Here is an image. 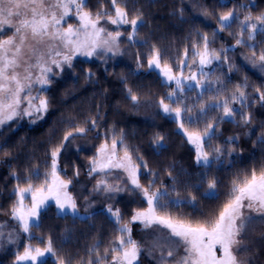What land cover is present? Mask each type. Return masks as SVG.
<instances>
[{
	"label": "trees",
	"instance_id": "trees-1",
	"mask_svg": "<svg viewBox=\"0 0 264 264\" xmlns=\"http://www.w3.org/2000/svg\"><path fill=\"white\" fill-rule=\"evenodd\" d=\"M120 6L127 11L129 20L139 15L142 21L127 45L126 60H132L130 64L124 61L102 65L93 59H73L71 67L67 65L50 74L49 83L40 91L48 104L41 116L21 112L0 125V217L10 219L14 187L37 184L43 179V170L58 148L61 176L71 181L70 188L78 195L75 199L87 202L88 193L80 187L90 178L88 158L109 133L136 154L140 185L167 193L160 203L167 202L169 206L160 214L193 224L218 214L238 174L264 167V102L256 91L264 92V69L258 59L264 52V29L258 26L254 38L249 39L250 29L244 25L242 30L241 24L245 16L251 15V22H256L257 16L264 15V0H120ZM101 8L112 12L110 0H87L86 10L95 13ZM229 12L234 13V19L230 26L222 28L219 17ZM205 37L207 50L218 54L213 61V72L221 74L216 85L225 88L236 83L245 93L243 100L237 90L228 96L235 110L231 117L207 104L199 116L200 122L214 126L213 134L216 143L223 146L226 164L220 159L207 165L196 162L193 147L176 129L175 120L160 110V100H167V84L147 68L152 50L159 52L162 62L171 65L184 53L205 47ZM210 98L214 97L209 101L213 100ZM241 113L250 116L249 123L244 122ZM77 128L85 132L78 133ZM68 133H72L68 139L78 138L84 146L67 148L64 137ZM212 180L216 181L214 192L208 188ZM192 197L196 198L194 203ZM144 205L142 199L119 200L122 222L129 223L132 211ZM109 214L104 207L84 216L59 214L49 205L40 210L29 231L9 245L0 264H10L27 243L47 246L49 240L55 255L44 257V264L61 260L65 264H82L94 246L103 255L120 235L119 225ZM110 256L111 253L109 259ZM257 257L264 263L263 252ZM91 258L95 259V255Z\"/></svg>",
	"mask_w": 264,
	"mask_h": 264
},
{
	"label": "snow or ice",
	"instance_id": "snow-or-ice-1",
	"mask_svg": "<svg viewBox=\"0 0 264 264\" xmlns=\"http://www.w3.org/2000/svg\"><path fill=\"white\" fill-rule=\"evenodd\" d=\"M110 3L112 12L101 8L93 14L84 10L87 7V0H0V35H3L6 30L12 31V35L7 39H0V125L19 116L21 112L24 115H32L34 112L47 110L48 104L45 99L30 95L33 85V68L40 70V75L35 78V82L44 85L49 83L47 74L52 72L49 64L57 68H61L62 64L71 67V60L76 54L92 56L100 48L112 51L120 32L113 34L99 26L102 18H106L107 22L113 25L130 24L132 35L129 39H132L139 27L138 21L142 23L140 16L137 15L129 20L127 11L120 6V0H110ZM73 12L78 20L77 26L67 23V18ZM219 19L222 22V28L230 26L229 22L234 19V13L229 12L220 16ZM251 21V15H248L241 22L242 30L244 25L250 29L249 39L254 38L258 26L264 29V15L257 16L256 22ZM63 24H67V27H63ZM204 39L205 51L197 53L200 56L201 65L211 63L208 59L207 37ZM237 43L240 41L238 40ZM253 56L255 57V53ZM159 59V52L156 51L149 65L155 64L159 67ZM258 59L260 67L264 69V52L260 53ZM253 63L255 64V59ZM163 73L169 81L175 80L178 88L180 87L181 79L173 76L171 69L165 67ZM188 79L196 80V77L193 75ZM237 91L239 98L243 100L245 93L239 91V88ZM256 91L259 93L260 101L264 102V92H260L259 89ZM22 93L28 94L22 96ZM174 95L175 93H170L169 98ZM25 99L28 107L21 109V103ZM132 99L135 100L136 97L133 96ZM35 100H39L38 105L34 103ZM160 106L165 113L175 112L177 117L180 116L181 109L170 108L163 99L160 100ZM201 111L203 112L204 109ZM234 111L225 102V116L231 117ZM240 115L245 123L250 122V116L245 117L243 113ZM180 127L183 128L184 125L181 124ZM210 129L214 130L212 124L207 125L204 136H210ZM76 131L83 133L85 129L77 128ZM71 135L72 133H68L64 139L67 140ZM185 135L189 143L195 145L196 162L209 164V156L203 150V136L199 132H187V130ZM115 148L116 141L113 140L112 154L107 156V162L94 159L90 172L96 171L97 167L100 170L116 167L125 168L128 171L131 184L134 186L132 191L139 189L148 205L146 209L135 211L129 223L139 221L145 229H151L148 233L149 239L142 242L132 239L131 228L128 223L122 222L120 210L109 207L107 211L119 225L117 231L120 235L111 242L112 247L105 249L103 255H100L95 246L89 249V258L82 264H138L142 253L153 256L157 251L160 253L159 264H250L248 254L251 249L246 243L248 231L256 217L264 220V167L259 170L253 168L249 172L238 174L233 179L227 193L228 198L218 214L212 219L193 224L170 214H160L169 206L167 202L160 203L161 199L166 198L167 193L160 194L158 190L150 191V186H141L136 175V168L130 163L125 165L122 161H118L113 164ZM99 151L102 155L107 153V144L101 145ZM213 151L220 153L221 149L215 148ZM58 152L59 149L51 154V172L46 174V176L50 175V182L46 178L39 188L34 189L29 183L26 188L17 187L14 190L19 200L12 207L11 215L20 221L24 232L29 231L30 218L38 215V210L49 198L55 200L59 211H70L74 215L78 213L76 201L66 190L71 181L62 180L57 174ZM123 160H131L127 151ZM144 166L147 167L146 164ZM35 175L39 177L38 172ZM100 185H104L103 191L107 193L123 191L119 186L108 185L103 180L98 182L97 187L99 188ZM208 188L210 192H214L216 181L209 182ZM25 193H31V208H25L23 204ZM195 199L192 197V203ZM245 209L248 210V214H245ZM253 213L256 215L254 216ZM164 229L168 231L163 232ZM125 234H128L127 238ZM48 254L55 255L51 240L44 249L26 247L22 255H17V261L44 264L43 258ZM93 254L95 259L91 258ZM60 264H65V261L61 260Z\"/></svg>",
	"mask_w": 264,
	"mask_h": 264
},
{
	"label": "rangeland",
	"instance_id": "rangeland-1",
	"mask_svg": "<svg viewBox=\"0 0 264 264\" xmlns=\"http://www.w3.org/2000/svg\"><path fill=\"white\" fill-rule=\"evenodd\" d=\"M85 11H88L84 9ZM111 11L113 9L111 8ZM95 14V13H93ZM140 21H138L139 23ZM67 23L72 24L73 26L78 25V20L75 18L74 12L67 18ZM101 27H104L106 31L112 32L115 34L117 31L120 32L119 39L116 42V45L113 46L112 51H106L103 48L97 49L96 53L92 56H84L80 54H76L73 56V59L76 58H84V59H93L102 65H107L109 63H123L124 61H128L127 64H130L132 60H126L128 59V46L130 42H132V39H129V36L132 35V27L130 24L125 25H113L111 23L107 22L106 18H102L100 21ZM63 27H67V24H63ZM12 35L11 30H6L3 35H0V39H7L9 36ZM103 35V34H102ZM106 38V37H105ZM205 47L202 46L201 48L193 49L190 53L183 54V57L181 60L173 62V64L168 65L167 63H164L159 59V67H157L155 64L149 65V61L154 59L155 50H152L148 54V60H147V68L152 69L155 71L159 76L162 82L167 84V87L169 88V92L166 95V99L164 100L165 104H168L170 108H180L181 113L180 116L177 117L175 112L172 113H165L163 111V108L160 106V110L170 116L172 119L175 120L176 129L188 140L187 135H185V130L187 132H199L203 136V150L206 152L209 156L210 163L212 161L221 160L220 162H223V164H226L228 162L226 155L222 157V153H216L213 151L215 148H222L223 146L220 144H217L215 139V134H213V129H210V136H204L205 129L207 128L208 122H200L199 116L203 115V112L201 109L206 110L207 105H213L217 108H219V111L222 110V113L224 114V104L227 102V106L229 108H232V103L227 99L229 95L235 93V91L240 87L238 84L233 83L230 85H227L225 88H219L218 85H216V81L220 78L221 74L219 71L213 72V61H216L217 55L215 53H212L211 51L207 50L208 52V59L211 60V63H206L201 65L200 64V56L197 55L198 52H204ZM60 59V58H58ZM49 67L52 68V72L48 73L47 76L49 78V75L54 72H60L62 67H67V64H62L61 68H57L55 65L49 64ZM167 67L171 69V74L175 77H178L181 79V85L178 88L175 80L169 81L168 78L164 75L163 69ZM33 85L30 92V95L32 97H39L40 99H45L41 96L40 91L44 89L47 84L41 85L39 83L35 82V78L40 75L39 68H33ZM195 76L196 80H189L188 78L190 76ZM222 80V79H220ZM197 81H199V84H197ZM40 86V87H39ZM217 89V90H216ZM226 90V91H225ZM216 93L214 95H210V93ZM170 93H175L174 96L169 98ZM28 93H22L21 95L24 96ZM209 97L213 100L209 101ZM35 104H39V100L34 101ZM21 109L28 107L27 100H23L21 103ZM221 108V109H220ZM198 110L199 114L195 115V111ZM41 113V114H40ZM34 115H42V111L39 113H35ZM225 116V114H224ZM11 121V120H10ZM8 122V121H7ZM183 124L184 127L181 128L180 125ZM1 127V126H0ZM67 134H65L66 136ZM113 140L116 141V148H115V157L113 159V164H115L118 161H122L125 163V165H128L129 163L136 168V175H138L139 169L137 168V162H136V154L129 150L128 148L122 147L117 137L115 135L112 136L111 133L108 134V136L103 140V142L99 145V147L94 151L93 155L88 158V163L86 167L88 168V175L90 176L88 182L86 184H89V187H86V184L84 187H80V190H83L88 193V200L87 202H78L75 199V195H77L75 189L72 187L70 188L71 183L68 185V188L66 189L67 192L73 197V199L76 201L78 213L75 214L77 216H84L87 213L91 212L92 210L96 208H102L108 209L111 207L113 210L117 209V202L119 200H123L125 202H130L132 199H142L145 202V205L142 208H137L132 211L131 216L134 214L137 210H143L148 207L146 199L140 194L139 189H136L135 192L132 191L134 186L131 184L128 171L125 168H116V167H109L105 168L104 170H100L99 167H97L96 171H91L90 169L93 167L92 161L94 159L101 160L103 162H107V156L112 154V142ZM189 142V141H188ZM65 143L67 145V148L70 149H79L83 147L84 143L81 142L80 139L72 137L68 140H65ZM107 144V153L101 154L100 153V147L101 145ZM191 144V143H190ZM193 147L194 153H195V159H196V149L195 145L191 144ZM59 152H60V148ZM125 151L129 154L131 157L130 161H124L123 157L125 155ZM58 152V154H59ZM218 157V158H217ZM58 158V155H57ZM56 158V159H57ZM204 164L203 162H201ZM51 164L52 159L49 162L47 168L43 170V179L40 181H37V184H31L33 188H39L41 185L44 184L45 179L47 178L49 182L51 181L50 174L51 172ZM57 174L59 175L60 179L68 181L67 179L63 178L59 172L58 167V161H57ZM105 181L108 185H116L119 186L123 191L114 192V193H107L103 191L104 185H100L99 188L97 187L99 181ZM30 183V182H29ZM28 184H21L20 186L16 185L13 189L14 190L19 188H26L28 187ZM81 185L84 184L83 182L80 183ZM79 190V189H78ZM77 190V191H78ZM103 196V198H100V196ZM15 196V204H17V201L19 200V196L14 194ZM78 196V195H77ZM23 204L25 208H31L32 205V198L31 193H25ZM52 205L56 211V213L64 214L69 212H61L58 210L56 202L54 199L49 198L45 201V203L41 206V208L38 210V214L40 210L43 208ZM245 214H248V210L245 209ZM255 216L256 214L253 213ZM109 216L115 220L111 214ZM10 219H7V217H0V257L3 255L5 251L9 249V245H14L21 237L22 233H25L22 229L20 221L17 219H14L11 216H9ZM38 215L35 217H31L29 220V225L32 223H35L37 221ZM131 220V217H130ZM129 227L131 228V238L136 240L137 242L147 241L149 239L148 233L151 231V229H145L143 224L139 221H136L134 223H128ZM167 229H164L163 232H167ZM262 232L264 233V220H261L259 217H256L255 222L250 226L248 231V237L246 240V243H248L251 252L248 254L250 256V264H264L259 260L257 257V253L263 252L264 253V236H262ZM128 234H125V238H127ZM26 247H31L33 249L40 248L44 249L47 246H39V245H31L29 243L25 244L24 249L18 253L17 255H22ZM219 254V253H218ZM17 255L15 258L11 261L10 264H32L30 261H17ZM160 253L157 251L153 254V256H149L147 253H142L140 256V260L138 264H159L158 257ZM241 255H244L241 253ZM46 256H51V254H48ZM171 259V258H169ZM56 264H60V262H57Z\"/></svg>",
	"mask_w": 264,
	"mask_h": 264
}]
</instances>
